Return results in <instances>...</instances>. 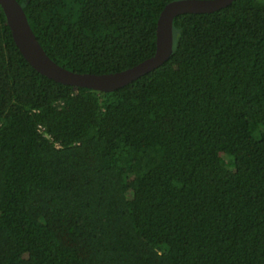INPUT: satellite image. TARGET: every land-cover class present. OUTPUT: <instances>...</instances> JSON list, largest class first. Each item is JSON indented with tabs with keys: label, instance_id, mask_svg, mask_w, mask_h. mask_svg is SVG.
Wrapping results in <instances>:
<instances>
[{
	"label": "trees",
	"instance_id": "obj_1",
	"mask_svg": "<svg viewBox=\"0 0 264 264\" xmlns=\"http://www.w3.org/2000/svg\"><path fill=\"white\" fill-rule=\"evenodd\" d=\"M17 1L53 61L102 75L155 54L174 0ZM174 39L97 92L39 74L0 7V264H264V0Z\"/></svg>",
	"mask_w": 264,
	"mask_h": 264
},
{
	"label": "water",
	"instance_id": "obj_2",
	"mask_svg": "<svg viewBox=\"0 0 264 264\" xmlns=\"http://www.w3.org/2000/svg\"><path fill=\"white\" fill-rule=\"evenodd\" d=\"M235 0H174L165 6L157 26L155 54L137 66L114 74H81L53 61L36 38L27 15L17 0H0L13 39L25 60L42 76L67 86L110 93L163 66L175 52L174 20L184 14H211Z\"/></svg>",
	"mask_w": 264,
	"mask_h": 264
},
{
	"label": "rangeland",
	"instance_id": "obj_3",
	"mask_svg": "<svg viewBox=\"0 0 264 264\" xmlns=\"http://www.w3.org/2000/svg\"><path fill=\"white\" fill-rule=\"evenodd\" d=\"M160 125L168 132L173 129V122L170 116H162L160 118Z\"/></svg>",
	"mask_w": 264,
	"mask_h": 264
},
{
	"label": "built area",
	"instance_id": "obj_4",
	"mask_svg": "<svg viewBox=\"0 0 264 264\" xmlns=\"http://www.w3.org/2000/svg\"><path fill=\"white\" fill-rule=\"evenodd\" d=\"M1 126H2V123L0 122V128H1ZM56 147H57L58 149H60V148H61V145L56 144Z\"/></svg>",
	"mask_w": 264,
	"mask_h": 264
}]
</instances>
